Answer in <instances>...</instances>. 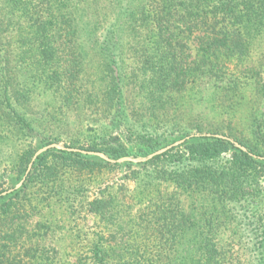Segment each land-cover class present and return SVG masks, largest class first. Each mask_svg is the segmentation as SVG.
<instances>
[{
  "label": "trees",
  "instance_id": "16d2710c",
  "mask_svg": "<svg viewBox=\"0 0 264 264\" xmlns=\"http://www.w3.org/2000/svg\"><path fill=\"white\" fill-rule=\"evenodd\" d=\"M263 42L264 0H0V264H264Z\"/></svg>",
  "mask_w": 264,
  "mask_h": 264
},
{
  "label": "water",
  "instance_id": "95a60500",
  "mask_svg": "<svg viewBox=\"0 0 264 264\" xmlns=\"http://www.w3.org/2000/svg\"><path fill=\"white\" fill-rule=\"evenodd\" d=\"M192 136H194V135H191V136H189V137H186L185 139H182V140L176 141L175 143H173V144H171V145H169V146H167V147H165V148H162V149H160V150H158V151H156V152H154V153L148 155L147 157H138V158H134V157H123V158H120V159H117V160L111 159V158H109L108 156H106L105 154L100 153V152H91V151H85V150H80V149H76V148H67V147H65V146H63V145L55 144V143H54V144H50V145H48V146H45V147L40 148V149L34 154V156L32 157V160H31V162H30V164H29V166H28V169H27V173H26V175L31 171V169H32V167H33V164H34V162L38 159V157H39L40 155H42L43 153L47 152L48 150H51V149L66 150V151H70V152H80V153H82V154H84V155L97 156V157H99V158H101V159H103V160H105V161H107V162H109V163H112V164H116V163H125V162H132V163H145V162H147V161L153 159V158L156 157V156H159V155H162V154L166 153L167 151L171 150V149L174 148V147H178V146L182 145L186 140L190 139ZM208 136H211V135L209 134ZM213 136H215V137H217V138H221V139H227V140L231 141L232 143H234V145H235L236 147L240 148V149L243 150L244 152H248V150H247L246 147L242 146V145L239 144L238 142H236V141H234V140H232V139H230V138H228V137H226V136H223V135H217V134H216V135H213ZM25 178H26V176L23 178V180H22L21 182H19V183L16 185L15 189H19V188L23 185V183H24V181H25ZM13 190H14V189H9V190L3 192L0 196H5V195H7V194L13 192Z\"/></svg>",
  "mask_w": 264,
  "mask_h": 264
},
{
  "label": "rangeland",
  "instance_id": "374dc122",
  "mask_svg": "<svg viewBox=\"0 0 264 264\" xmlns=\"http://www.w3.org/2000/svg\"><path fill=\"white\" fill-rule=\"evenodd\" d=\"M263 44H264V42H263ZM197 49H198V47L195 46V45H191L190 46V50H192L193 53H196L197 52ZM263 49L264 48H260V50H258V54L255 55L251 59V62H246V64L253 65L254 67H257L261 63V58L262 57L260 55H261V52H262ZM231 64L234 66V65L237 64V61H233ZM255 86H256L255 83H253L251 81V85L246 88V93L247 94L253 93ZM251 99H252V96L249 98V100H251ZM252 102H253V100H251V102L249 104H251ZM239 131H242V129L240 127H239ZM217 135H222V134H217ZM245 135H247V131H245ZM230 139H232V138H230ZM52 144H54V143H52ZM55 144H60V145L65 146L63 143H55ZM132 186L133 185H131L130 187H132ZM54 214H55V216H54L53 222L54 223L55 222L56 223H58V222L61 223V224L59 223L61 227L57 228V232H56V233H58L57 236H58V238L60 240L59 241L60 242L59 244L62 246V248H69L71 245L69 244L68 236L64 234V233H68V232L66 230V226L64 224L63 219L62 218H59V217H61L62 212L60 210H57L56 213H54ZM56 216H57V218H56ZM87 224H88L89 227H92L94 225L93 218L88 219L87 220ZM94 228H95V225H94Z\"/></svg>",
  "mask_w": 264,
  "mask_h": 264
}]
</instances>
